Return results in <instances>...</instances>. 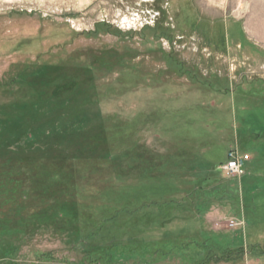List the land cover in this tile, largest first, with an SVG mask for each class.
Returning <instances> with one entry per match:
<instances>
[{"label": "rangeland", "instance_id": "rangeland-1", "mask_svg": "<svg viewBox=\"0 0 264 264\" xmlns=\"http://www.w3.org/2000/svg\"><path fill=\"white\" fill-rule=\"evenodd\" d=\"M0 264H264V0H0Z\"/></svg>", "mask_w": 264, "mask_h": 264}, {"label": "trees", "instance_id": "trees-1", "mask_svg": "<svg viewBox=\"0 0 264 264\" xmlns=\"http://www.w3.org/2000/svg\"><path fill=\"white\" fill-rule=\"evenodd\" d=\"M202 210L204 211L205 208L202 207V205L198 206V211H202ZM41 213L44 214V212H41V210H37L36 212H33V213L29 214L27 217L30 218L31 215H33L32 217L39 216L37 214H41ZM42 214H41V216H42ZM46 214H48V213H45V215ZM208 237H210V238H208ZM220 237H223V236H220ZM223 238L224 239H220L219 237H215V236H212V237L211 236H206L205 233L203 232V233H200L198 236H194L193 237V242L195 243V248L196 247L197 248H201V250L202 249H204V250L207 249V251L209 252V251H211L209 248L212 247V245H213V247H216L217 249H221V248L226 249L228 240H230V239L229 238L227 239L226 236H224ZM77 239H78V241L81 240V242L78 244L80 247L81 246L84 247L85 245L88 246L87 241L84 240V239H86V237H80L79 236ZM218 239H219V241H217ZM206 240H209L211 243L209 244ZM162 243L167 245L166 242H162ZM201 243L203 244V247H202Z\"/></svg>", "mask_w": 264, "mask_h": 264}, {"label": "built area", "instance_id": "built-area-1", "mask_svg": "<svg viewBox=\"0 0 264 264\" xmlns=\"http://www.w3.org/2000/svg\"><path fill=\"white\" fill-rule=\"evenodd\" d=\"M248 154L241 153L237 148L230 149L226 155V161L222 164V169L232 175H241Z\"/></svg>", "mask_w": 264, "mask_h": 264}, {"label": "crops", "instance_id": "crops-1", "mask_svg": "<svg viewBox=\"0 0 264 264\" xmlns=\"http://www.w3.org/2000/svg\"><path fill=\"white\" fill-rule=\"evenodd\" d=\"M234 148H236V147H234ZM247 163V162H246Z\"/></svg>", "mask_w": 264, "mask_h": 264}]
</instances>
